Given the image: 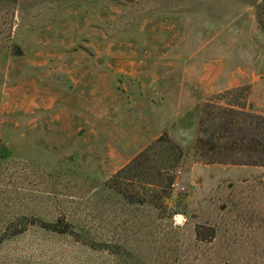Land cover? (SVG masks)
I'll list each match as a JSON object with an SVG mask.
<instances>
[{"label":"rangeland","instance_id":"obj_1","mask_svg":"<svg viewBox=\"0 0 264 264\" xmlns=\"http://www.w3.org/2000/svg\"><path fill=\"white\" fill-rule=\"evenodd\" d=\"M255 1L236 18L254 14L262 39L229 38L233 71L253 67L260 87L169 126L177 161L161 136L130 139L139 121L114 106L159 108L161 79L189 73L197 53L212 64L230 0H0V264H264V168L192 156L204 103L264 114ZM177 172L184 192L169 187Z\"/></svg>","mask_w":264,"mask_h":264},{"label":"crops","instance_id":"obj_2","mask_svg":"<svg viewBox=\"0 0 264 264\" xmlns=\"http://www.w3.org/2000/svg\"><path fill=\"white\" fill-rule=\"evenodd\" d=\"M230 1L231 3L227 2L230 6V9L227 10L228 16L223 19L221 29L215 34L216 38L221 36L225 38L217 39L216 47L213 48V56L216 59L212 61V64H206L204 61L205 56H200L197 53L195 59L189 60V65L191 66L189 73L169 75L167 78L161 79L164 81V84L157 83L156 85L157 88L160 86L163 87V90L160 88L157 89L162 94L160 98L163 103L159 108L155 106L149 108L148 105L143 108L133 104H116L114 106L115 112L117 113H115V117H123L129 121H139L138 126L130 128V139L145 138L148 140H157L165 132L171 136L168 131L169 126L177 124L181 120L184 121L186 115L191 113L206 98L225 91L235 90L241 86H249L252 91L260 87V72L258 71L255 75L253 67H248L249 72L244 70L246 67L244 69L237 68L236 71H233L236 69V65H234L235 56L233 55L235 52L232 50V42L234 41L229 38L234 37L235 31H237L238 36L248 34L254 37V39L258 37L262 39L263 33L257 26L254 14L248 22L241 18L244 23L243 27H241L240 20H238L240 18H236L242 11L248 12L251 11L249 9L253 10L254 5L243 3V0ZM254 4L257 6L259 1L256 0ZM229 32L231 34H228ZM255 42L254 40L251 42V48H253L251 51L253 53L255 51L261 52L260 46H256ZM204 47H199L198 51L205 50L206 48ZM231 51L232 53L230 55L229 53ZM218 53L224 54L220 56ZM125 110L130 111V115L123 114ZM253 113L264 116L258 110Z\"/></svg>","mask_w":264,"mask_h":264},{"label":"trees","instance_id":"obj_3","mask_svg":"<svg viewBox=\"0 0 264 264\" xmlns=\"http://www.w3.org/2000/svg\"><path fill=\"white\" fill-rule=\"evenodd\" d=\"M200 113L192 151L194 160L209 166L264 168V116L245 111L243 106H221L211 102L204 103ZM156 144H165L175 154L177 161L183 158L181 149L171 142L166 133L161 135ZM147 150L114 177L118 178L125 170L130 172L136 169L140 161L145 160ZM114 187L110 185L111 189ZM127 200L135 202L133 197ZM60 232L65 234L64 230Z\"/></svg>","mask_w":264,"mask_h":264},{"label":"built area","instance_id":"obj_4","mask_svg":"<svg viewBox=\"0 0 264 264\" xmlns=\"http://www.w3.org/2000/svg\"><path fill=\"white\" fill-rule=\"evenodd\" d=\"M179 176H180V173L177 172L175 177H174V180L170 183V189L173 190V191H177V192H184V187H182L180 185V181H179Z\"/></svg>","mask_w":264,"mask_h":264}]
</instances>
